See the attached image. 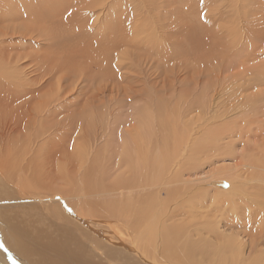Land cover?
I'll return each instance as SVG.
<instances>
[{"label":"rangeland","instance_id":"rangeland-1","mask_svg":"<svg viewBox=\"0 0 264 264\" xmlns=\"http://www.w3.org/2000/svg\"><path fill=\"white\" fill-rule=\"evenodd\" d=\"M5 1L0 0V68L13 72L0 78V145L7 143L5 138L22 134L25 125L40 128L42 141H37L47 148L51 172V164L69 154L74 144L78 150L87 142L94 151L113 133L135 140L141 111L151 118L159 114V129L176 112L175 124L193 132L190 142L201 141L207 130L246 127L244 139L230 150L204 157L198 149L209 146L207 139L192 151L184 145L178 148L176 160L183 169L182 180L188 182L183 200L187 207H197V219L206 210L214 211L231 179L242 180L236 177L243 167L264 172V0H58L52 5L28 0L14 14L9 10L19 1ZM109 14L116 17L120 30L109 41L97 43L91 34L112 18ZM68 15L81 18L85 49L66 44L64 26L78 28L76 22L65 23ZM133 29L139 33L138 43L130 39ZM192 30L202 48L196 55L197 43L189 39ZM59 36L65 42L61 46ZM181 43L189 50L186 56L178 53ZM69 54L73 64L78 62L76 68L68 63ZM92 113L98 116L90 121L91 130L89 122L80 131L73 130L71 116ZM1 151L0 147V172L7 157ZM252 183L257 184L255 180L247 184ZM192 192L198 195L185 200ZM18 215L20 211H8L0 230L25 224L14 219ZM110 224L101 223L106 228ZM219 231L227 236L237 232L226 227ZM111 244L119 253H112L107 264L133 263L126 254L129 245Z\"/></svg>","mask_w":264,"mask_h":264},{"label":"bare ground","instance_id":"bare-ground-1","mask_svg":"<svg viewBox=\"0 0 264 264\" xmlns=\"http://www.w3.org/2000/svg\"><path fill=\"white\" fill-rule=\"evenodd\" d=\"M16 1L19 2L9 10L12 14L28 0ZM45 1L52 5L58 0ZM66 22H76L78 26L74 30L64 26L62 36H68L64 38L66 44L82 46L85 35L84 26L79 24L81 18L68 15ZM118 25L116 17H107L91 35L97 43H105L120 30ZM61 37H58L60 46L65 43ZM196 37L192 30L189 39L197 43L194 55L202 50ZM130 39L138 43V31L133 29ZM183 47L186 46L181 43L178 53L186 56L189 50ZM71 57L68 63L76 68L78 62L73 64ZM11 72L10 68H0V78ZM173 113L170 114L173 119L165 118L159 129L160 115L151 118L150 113L147 116V112L141 111V125L133 134L135 140L128 141L121 133L118 138L113 133L94 151L89 150L87 142L78 150L74 144L69 154L51 164V172L47 170V148L38 145L42 141L40 128L25 125L22 134L5 138L7 143L0 145L1 155H7L6 167L0 172V226L8 211H20L21 215L14 219L20 218L25 224H10L0 230V264H107L112 253L117 252L115 256L119 253L111 244L115 242L130 246L126 254L132 264H264V250L260 249L264 246V200L261 199L264 172H249L250 168L243 167L245 170L236 177L242 180L231 179L229 188L220 193L223 198L214 211L206 210V216L197 219L194 217L197 207H187L183 200L188 182L182 180L183 169L176 160L181 145L192 151L206 139L209 146L198 149L204 157L213 151L230 150L244 139L246 127L220 128L216 132L206 129L207 135L201 141L199 138L190 142L193 132L189 134L185 125L178 127L175 124L178 117ZM94 116L98 115L71 116L73 130L80 131L86 122L91 130ZM225 139L228 141L222 145ZM253 180L257 184H247ZM197 195L192 192L185 200ZM104 197L111 199L107 201ZM184 214L186 219H176ZM102 222L111 223L110 227H102ZM220 227L237 232L227 236L219 231ZM97 230L109 234L95 236ZM247 250V261L243 262Z\"/></svg>","mask_w":264,"mask_h":264}]
</instances>
